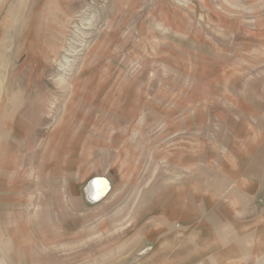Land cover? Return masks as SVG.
<instances>
[{"label": "rangeland", "instance_id": "374dc122", "mask_svg": "<svg viewBox=\"0 0 264 264\" xmlns=\"http://www.w3.org/2000/svg\"><path fill=\"white\" fill-rule=\"evenodd\" d=\"M263 156L264 0H0L1 191L22 183L61 232H83L53 264H139L170 249L127 234L133 210L169 189L204 218V190L243 199L236 238H199L206 259L227 250L235 261L220 264H243L245 237L264 231ZM96 177L113 194L91 203L84 187ZM151 213L142 225L168 222ZM14 231L2 224L1 239ZM27 245L0 264H47L28 260Z\"/></svg>", "mask_w": 264, "mask_h": 264}, {"label": "crops", "instance_id": "0c3cea01", "mask_svg": "<svg viewBox=\"0 0 264 264\" xmlns=\"http://www.w3.org/2000/svg\"><path fill=\"white\" fill-rule=\"evenodd\" d=\"M189 159L190 158L187 157L183 164ZM260 161L264 165V156ZM220 167L223 169L222 166ZM223 170L225 171L226 169ZM225 172L234 178L241 175L237 172ZM98 178L100 177L91 179L92 181L90 180L84 187V196L88 202L95 203L102 200L106 201L113 194L107 180L105 179V182ZM95 181L99 182L98 184L104 188V193L102 196L99 195L100 197L97 196L94 197V199L89 200L85 191L87 190V187ZM24 187V184L19 183L18 188L16 187L18 190L12 188L13 190L11 193L7 195L1 191L3 186L0 182V200L6 202L0 204V227L4 223H8L10 226L13 225V227H15V231L11 236L8 235V237L3 240L0 236V259L5 260V258H10L14 252L21 250L23 245L28 244L25 248L28 252V260L53 264L52 258L55 253H57L61 247H64V250L67 247H71V245L75 243L74 238L77 236L81 237L79 235L83 232H72L69 228V223L67 224V228L61 232L59 229V220L54 215L53 211L50 210L51 207H49L48 210H45L41 205H37L38 202H33L31 198L25 199L23 192ZM166 191L167 192L164 194L156 197L157 199L154 206L143 211L139 208L133 210V213L137 216L138 222L135 224L133 223L128 230L127 234L129 236L142 230L146 231L147 240L153 242L152 244L154 247L160 246V243H163L164 247L168 245V247L171 246L170 249H165L163 252L157 250V253H155L156 251L154 250V252L147 255L148 257L144 256L139 264H203L206 260V264H220L219 259H221V256L226 257L225 261H235V258L230 259L231 254H229L227 250L218 256L212 253L213 255L206 259L207 255L205 249L208 246H206L203 240H200L199 238L206 237L208 239H213L215 243H220L222 245L230 239L232 240L236 238L229 229L231 224L230 216L233 212H236L237 207L240 209L243 208V199L241 198L240 201H238V199L232 197L228 198L232 199V202L230 203H223L222 201L215 202L213 197L214 191L204 190V193L207 192L206 197H196L203 199L202 208L207 210V216L204 218L201 217L202 214L198 211L197 206H193L192 203H190L192 206H188V204L185 206L181 203V200L185 199L187 194H182V191L178 192L171 189ZM186 199L188 200L189 198ZM213 212L222 214L223 220L216 219ZM149 213L152 215L156 214L159 217L161 216L168 222L162 223L161 228L155 223H151L146 227L142 225V222ZM262 223L264 224V222ZM111 224L113 223L111 222L110 225ZM186 225L189 226L187 227L189 233H183L182 231V227ZM206 225L208 227H205ZM107 227L108 224L105 223L104 229ZM204 228L208 229V231H203ZM163 230L170 231V236L166 238H156L159 236V232ZM262 232L261 236L250 234L248 238L245 237L247 239L246 244H249V246H247L244 251L239 250L241 253L240 256H244V258L239 261L240 263L244 264L248 259H254L255 261L264 259V231ZM242 237L244 238V236ZM121 238V234L112 235L101 242L100 245L101 247H104L108 243H117ZM83 239L84 238L78 241ZM246 239H243L242 241H245ZM129 245V249L136 247L137 239H131ZM174 246L175 248L171 249ZM44 249H46V251H44ZM212 249H215V251L217 250L216 248H211V250ZM193 250L196 251V256L190 254V251ZM145 257H147V259ZM105 260L107 261V257ZM110 262L112 263V261ZM13 263L15 262H12L11 264ZM262 264H264V262H262Z\"/></svg>", "mask_w": 264, "mask_h": 264}, {"label": "bare ground", "instance_id": "6f19581e", "mask_svg": "<svg viewBox=\"0 0 264 264\" xmlns=\"http://www.w3.org/2000/svg\"><path fill=\"white\" fill-rule=\"evenodd\" d=\"M99 182H92L88 187L85 193L87 194L89 200L94 199V197H97L99 195H103L104 188L101 187V185L98 184ZM108 188V187H107ZM106 191V190H105ZM100 197V196H99ZM31 234V233H29ZM32 236V235H31Z\"/></svg>", "mask_w": 264, "mask_h": 264}, {"label": "water", "instance_id": "95a60500", "mask_svg": "<svg viewBox=\"0 0 264 264\" xmlns=\"http://www.w3.org/2000/svg\"><path fill=\"white\" fill-rule=\"evenodd\" d=\"M98 179H102V180H104L105 182H106V180L105 179H103V178H98ZM92 181V180H91Z\"/></svg>", "mask_w": 264, "mask_h": 264}]
</instances>
